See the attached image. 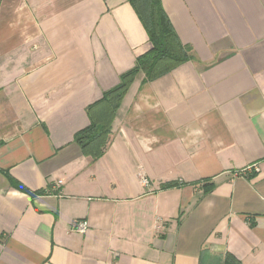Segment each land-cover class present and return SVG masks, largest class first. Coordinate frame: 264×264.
Returning a JSON list of instances; mask_svg holds the SVG:
<instances>
[{"label": "crops", "instance_id": "obj_1", "mask_svg": "<svg viewBox=\"0 0 264 264\" xmlns=\"http://www.w3.org/2000/svg\"><path fill=\"white\" fill-rule=\"evenodd\" d=\"M162 5L190 59L136 75L96 158L89 107L152 49L135 9L0 0V264H264V0Z\"/></svg>", "mask_w": 264, "mask_h": 264}, {"label": "trees", "instance_id": "obj_2", "mask_svg": "<svg viewBox=\"0 0 264 264\" xmlns=\"http://www.w3.org/2000/svg\"><path fill=\"white\" fill-rule=\"evenodd\" d=\"M144 26L152 49L140 56L136 66L122 76L120 84L106 92L103 98L89 107L91 124L76 136L83 151L96 158L103 154L109 142L112 123L125 95L139 72L145 83L153 81L190 59L189 47L180 41L162 0H129Z\"/></svg>", "mask_w": 264, "mask_h": 264}, {"label": "built area", "instance_id": "obj_3", "mask_svg": "<svg viewBox=\"0 0 264 264\" xmlns=\"http://www.w3.org/2000/svg\"><path fill=\"white\" fill-rule=\"evenodd\" d=\"M251 172V171H255L257 172L258 171V168L256 166H250L248 167L247 169L241 171L240 173H237V175H240V174H246L247 172ZM145 184H148L147 181H145ZM76 232L78 233H81V234H84L87 229H88V222L87 221H83V220H80V221H77L75 223V226L73 228Z\"/></svg>", "mask_w": 264, "mask_h": 264}]
</instances>
